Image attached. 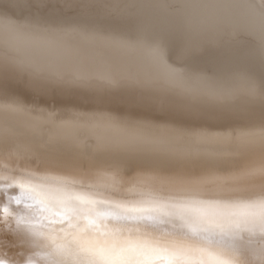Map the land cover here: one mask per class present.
Here are the masks:
<instances>
[{
    "label": "bare ground",
    "instance_id": "1",
    "mask_svg": "<svg viewBox=\"0 0 264 264\" xmlns=\"http://www.w3.org/2000/svg\"><path fill=\"white\" fill-rule=\"evenodd\" d=\"M78 5L122 22L0 8V264H264V0ZM242 36L175 63L183 38ZM4 74L94 102L34 107Z\"/></svg>",
    "mask_w": 264,
    "mask_h": 264
},
{
    "label": "rangeland",
    "instance_id": "2",
    "mask_svg": "<svg viewBox=\"0 0 264 264\" xmlns=\"http://www.w3.org/2000/svg\"><path fill=\"white\" fill-rule=\"evenodd\" d=\"M78 1L79 0H0V8L4 11V10H7V11H4L5 13L6 12H8L9 13V15H17V17H33V15H34V17L33 18H35L36 16H38V17H36V18H40V16L42 15V17L44 18V19H48V17H50L49 19L50 20H56V18H58V20L57 21H62V22H65V20H67L66 22H81V23H85V22H87V19H88V22L89 23H93V21L94 22H104V20L103 21H101L100 19H96L95 20V18H93L92 19V17H89V16H86V15H83V13L81 12V10H80V8H79V5H78ZM79 4H80V2H79ZM0 9V12H2L3 13V11ZM4 13V14H5ZM8 13H6V14H8ZM14 13V14H13ZM22 13H25L24 14V16H23V14ZM81 13V14H80ZM20 14V16H18ZM30 14V15H29ZM38 14V15H37ZM22 15V16H21ZM83 17H82V16ZM45 16V17H44ZM47 17V18H46ZM56 17V18H55ZM54 18V19H53ZM60 18V19H59ZM85 20H84V19ZM48 19V20H49ZM85 21V22H83V20ZM90 19H92V20H90ZM74 20V21H73ZM75 20H77V21H75ZM79 20V21H78ZM107 20V21H106ZM105 20V22L104 23H106V24H119V22L118 21H121V20H119V19H115V18H108V19H106ZM111 22H109V21ZM114 21V22H113ZM115 21H116V23H115ZM87 22V23H88ZM109 22V23H108ZM122 22V21H121ZM120 22V23H121ZM247 37V36H246ZM246 37H239V39L238 38H234V39H227V41H225V40H222V41H220V43L218 44V45H207L206 47H205V43H204V40H203V38H199V37H197V38H187V40L186 39H184V42H183V39H182V41H181V43L182 44H180V45H178L179 46V48H178V50L175 52V54H174V60H175V63L177 64V65H186V64H189V63H192V64H195V65H205V64H208V65H210V64H212L211 62H214L215 60L216 61H218V60H222V53H223V51L224 50H226V49H228V47L230 48V45H240V46H243V47H246V48H251V47H253V48H255V47H257L258 46V44H256V41H254L252 38H250V37H247V40H246ZM248 38H250L251 40H250V42H249V39ZM243 40V41H242ZM225 41V42H224ZM228 41H231L230 43L228 42ZM249 42V43H248ZM253 42V43H252ZM229 43V44H228ZM236 43V44H235ZM223 44V45H222ZM254 44V45H253ZM245 45V46H244ZM248 45V46H247ZM252 45V46H251ZM214 46V47H213ZM186 47H193V49H189V50H187V49H185ZM220 47V48H219ZM211 48L213 49V50H211ZM184 49V50H183ZM218 49V50H217ZM252 49V48H251ZM183 52H182V51ZM210 50V51H209ZM200 52V53H199ZM212 52V53H211ZM215 52V53H214ZM177 53H178V55H177ZM197 53V54H196ZM209 53V54H208ZM211 53V54H210ZM200 54V55H199ZM197 55V56H196ZM208 55V56H207ZM206 56H207V58H206ZM220 56V57H219ZM217 57V58H216ZM190 58H191V60H190ZM194 58V59H193ZM200 59V60H199ZM259 59H260V61H259ZM208 60V61H207ZM210 60H212V61H210ZM210 61V62H209ZM200 62V63H199ZM186 63V64H185ZM257 64H258V71H259V75L261 76V78L263 79V82H264V59H263V57H262V55H260V56H258V58H257ZM260 64V65H259ZM262 68V69H261ZM8 71V70H7ZM7 73H10V72H7ZM11 76V74H7L6 76H5V74L3 75V77H6V78H3V81L1 80V82H3L2 83V87H3V89H5V90H7V91H9L11 94H13L12 92H14V88L16 89V87L18 86V89H23L25 86H28L27 84L24 86L23 85V83L21 84V80H18L17 81V79L15 78V77H10ZM7 77H9L8 79H7ZM10 78H12L11 79V82L12 83H14V85H11V83L9 82L10 81ZM15 80V81H14ZM15 82L17 83V85H15ZM5 83H9V84H5ZM19 84V85H18ZM7 85V86H6ZM9 85H10V88L12 89V91H10V89H9ZM11 86H14V88H12ZM5 87H7V88H5ZM19 87H21V88H19ZM26 88V89H25ZM24 88V90L22 91V90H20V92H17V91H19L18 89H16L15 90V92H14V94L13 95H16V92H17V94L18 95H16V96H19L20 94V96L19 97H22L23 95V92H24V101L28 104V105H31V106H33L34 105V107H44V108H48V109H50L51 108V110H55V112L58 110V109H63V108H67V107H70L71 106V104L73 103V106H77V108H79V109H83V110H87L88 108H90V105H91V101H93V100H91V101H85V105H86V103L89 105H86V108H85V105L83 106V104H82V102L80 101L81 99L80 98H78V97H73L72 96V98H75V102L73 101L74 99H70V97H71V95L70 96H68L66 93V95H64L63 93L65 92V91H62L63 89H61V91L62 92H60L58 95H57V93L60 91V89H58V88H53L52 89V92L51 91H49V92H51V94H52V96L50 95V94H47V93H49V92H46L47 91V89H44L45 90V93L47 94V95H49V96H46L45 97V94H44V91H43V89L41 90L40 89V92H38L39 90H35L34 91V89L32 90V88H30V86L27 88V87H25ZM54 89H57V90H54ZM27 90V91H26ZM49 90V89H48ZM51 90V89H50ZM34 92L35 93V97H34V95H33V93L32 92ZM53 91H57V92H53ZM20 93V94H19ZM43 93V95H39V94H42ZM26 94V95H25ZM62 96H61V95ZM38 95V96H37ZM54 95V96H53ZM57 95V96H56ZM27 96V97H26ZM37 96V97H36ZM41 96L42 97H44V98H41ZM57 98H56V97ZM60 96V97H59ZM64 96V97H63ZM49 97H51V98H55V99H50ZM63 98V99H60V98ZM67 97V98H66ZM39 98V99H38ZM60 100H59V99ZM69 98V99H68ZM32 99V100H31ZM48 99H50V100H47ZM67 99V100H66ZM78 99H80V100H78ZM45 100V101H44ZM56 100V101H55ZM77 100H78V102H77ZM42 103H41V102ZM71 101V102H70ZM73 101V102H72ZM30 102V103H29ZM32 102H37L36 104L37 105H35V103H32ZM47 102V103H46ZM51 102H52V104H51ZM57 102V103H56ZM62 102H64V103H62ZM65 102H66V106L64 105L65 104ZM69 102V103H68ZM76 102H77V104H76ZM81 102V104H80V106L78 105L79 103ZM94 102V101H93ZM41 103V104H40ZM44 103H45V105H44ZM60 103V104H59ZM62 103V104H61ZM71 103V104H70ZM90 103V104H89ZM67 104H69V106L67 105ZM76 104V105H75ZM115 104H117V102L115 103ZM121 106H120V105ZM42 105V106H41ZM44 105V106H43ZM51 107H50V106ZM54 105V106H53ZM59 105H61V106H59ZM63 105V106H62ZM82 105V106H81ZM93 105V104H92ZM117 105H119V106H117ZM116 106L115 105H112L113 107L115 106L117 109H118V107H119V110H121V107L123 108L124 106H125V104H124V106H123V104H121V103H118ZM136 105V104H135ZM134 105V106H135ZM128 106V105H127ZM131 107H133V106H131ZM137 107V106H136ZM151 107V108H150ZM150 107H148V109H149V112L151 111V109H152V112L153 113H155L154 112V109H153V107L154 106H150ZM140 108V106L139 107H137L136 109H138V110H141V108ZM115 109V108H114ZM148 109H147V107L146 108H144L143 109V107H142V110H147L148 111ZM122 111V110H121ZM157 113V112H156ZM155 113V114H156ZM156 115H158V113L156 114ZM162 116H163V114H161ZM159 116H160V113H159ZM157 117V116H156ZM195 120H199V119H197V118H195V119H193V121H195Z\"/></svg>",
    "mask_w": 264,
    "mask_h": 264
}]
</instances>
